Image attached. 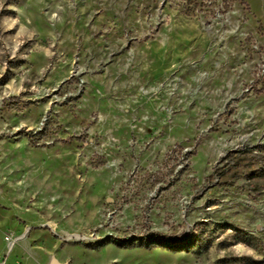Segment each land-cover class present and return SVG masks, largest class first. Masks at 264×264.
<instances>
[{
  "label": "rangeland",
  "instance_id": "rangeland-1",
  "mask_svg": "<svg viewBox=\"0 0 264 264\" xmlns=\"http://www.w3.org/2000/svg\"><path fill=\"white\" fill-rule=\"evenodd\" d=\"M0 264H264V0H0Z\"/></svg>",
  "mask_w": 264,
  "mask_h": 264
},
{
  "label": "trees",
  "instance_id": "trees-1",
  "mask_svg": "<svg viewBox=\"0 0 264 264\" xmlns=\"http://www.w3.org/2000/svg\"><path fill=\"white\" fill-rule=\"evenodd\" d=\"M154 242H157V241L155 240ZM119 244H122V243H119ZM171 247H173V246H171ZM173 248H174V247H173Z\"/></svg>",
  "mask_w": 264,
  "mask_h": 264
}]
</instances>
